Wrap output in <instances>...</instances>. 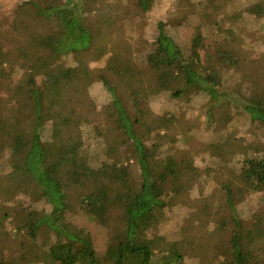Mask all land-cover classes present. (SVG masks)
Returning <instances> with one entry per match:
<instances>
[{
  "label": "trees",
  "instance_id": "trees-1",
  "mask_svg": "<svg viewBox=\"0 0 264 264\" xmlns=\"http://www.w3.org/2000/svg\"><path fill=\"white\" fill-rule=\"evenodd\" d=\"M230 3L248 21L218 0H0V264H264V97L247 95L264 0ZM218 117L255 134L236 140L242 160L178 144L181 124ZM174 208L180 223L152 234ZM121 209L113 236L91 228Z\"/></svg>",
  "mask_w": 264,
  "mask_h": 264
},
{
  "label": "rangeland",
  "instance_id": "rangeland-1",
  "mask_svg": "<svg viewBox=\"0 0 264 264\" xmlns=\"http://www.w3.org/2000/svg\"><path fill=\"white\" fill-rule=\"evenodd\" d=\"M150 2V5L152 6L153 0H148ZM228 0H218L219 4L223 5L224 9L227 12H231L235 14L236 16H240V19L246 20V17H250L249 15H252L248 12H253V9H251L250 5H247L245 3H249L246 1L245 3L237 5L236 3H230L226 5V2ZM245 16V17H242ZM253 21V20H252ZM249 27L253 25L251 22L247 23ZM247 28V25H245ZM261 41L263 42V46L261 47L264 49V31L260 33ZM132 42L133 40L130 38H124V37H118V38H113L109 41V46L112 51H119L123 52L125 54L129 55V52L132 51ZM163 58L158 59L154 65L152 66V70L154 74L158 76V73L162 76L163 72L162 70L164 69ZM251 61L249 62V59H247L243 64L242 67L245 68V66L249 65ZM260 69L258 70L259 76L263 78L260 84L256 85L253 90H251L247 95L249 98H259V97H264V63L259 62ZM257 72V73H258ZM164 75V74H163ZM120 96L122 99V102L124 106L126 107L127 111L129 114L134 118V121H136V127L139 130H143V122L139 117L141 116V112L144 109V104L142 101H140L138 98L129 95L126 90L125 86L121 87L120 90ZM221 117L216 118L217 122L215 121V125L212 127V129H205L202 128V126H198L196 129H191L190 125L187 123L181 124V126L176 130L177 133L186 135V138H179L177 140L178 144H186L187 149L189 148L196 142H202V143H207L209 144V149H213V147L219 151V153L225 155V156H230L233 161L235 160H242V155L239 154V150L237 149V143L236 140L238 138H246L247 140V145L248 142H251L255 134H249L245 129L241 130V132L237 135H231L228 132V126L229 123L226 121L222 120ZM242 126V125H241ZM113 132V131H112ZM180 136V135H179ZM116 136H113L110 134V138L115 141L113 138ZM222 139V141H221ZM213 140H220V142L216 143L212 142ZM255 141V139H254ZM116 142V141H115ZM118 143V142H116ZM201 145H197L196 148H200ZM201 169L203 170V174L205 171V167L203 165L200 166ZM229 171V170H228ZM226 172L224 179L228 178L230 176V172ZM223 192L220 191L217 197V201H219L223 197ZM192 205V204H191ZM127 210L125 212V209H121L120 211H115L112 212L109 217L104 220L103 222L96 223V224H91V228H94L102 238H107L110 236H113L115 233L118 232V230L123 226L125 220H126V215ZM184 216V208L183 210H178L177 208H174L168 213L166 216L165 220L163 222H160L159 220L155 219L153 220V223L150 224V229L152 230V234L157 232L156 225L160 226L164 230L173 226L176 222L180 223L178 220L179 215ZM182 216V217H183ZM254 219L255 221L259 222L261 225L264 226V206L262 209H257L254 212ZM182 220V219H181Z\"/></svg>",
  "mask_w": 264,
  "mask_h": 264
}]
</instances>
